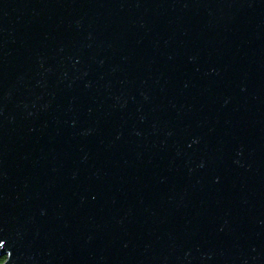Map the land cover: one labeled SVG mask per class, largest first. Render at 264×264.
<instances>
[{
  "label": "water",
  "instance_id": "1",
  "mask_svg": "<svg viewBox=\"0 0 264 264\" xmlns=\"http://www.w3.org/2000/svg\"><path fill=\"white\" fill-rule=\"evenodd\" d=\"M1 264H264V0H0Z\"/></svg>",
  "mask_w": 264,
  "mask_h": 264
},
{
  "label": "flooded vegetation",
  "instance_id": "2",
  "mask_svg": "<svg viewBox=\"0 0 264 264\" xmlns=\"http://www.w3.org/2000/svg\"><path fill=\"white\" fill-rule=\"evenodd\" d=\"M3 260H4V258H1V259H0V264L3 262Z\"/></svg>",
  "mask_w": 264,
  "mask_h": 264
}]
</instances>
